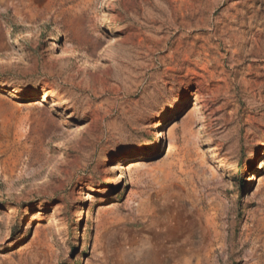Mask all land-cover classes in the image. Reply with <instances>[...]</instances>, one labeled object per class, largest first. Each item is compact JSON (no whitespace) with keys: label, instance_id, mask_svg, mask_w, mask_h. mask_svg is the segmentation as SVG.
<instances>
[{"label":"rangeland","instance_id":"obj_1","mask_svg":"<svg viewBox=\"0 0 264 264\" xmlns=\"http://www.w3.org/2000/svg\"><path fill=\"white\" fill-rule=\"evenodd\" d=\"M5 1L0 264H264V0Z\"/></svg>","mask_w":264,"mask_h":264},{"label":"bare ground","instance_id":"obj_2","mask_svg":"<svg viewBox=\"0 0 264 264\" xmlns=\"http://www.w3.org/2000/svg\"><path fill=\"white\" fill-rule=\"evenodd\" d=\"M4 7L10 8L9 1H5L3 3L0 2V11ZM13 9L19 17L23 18V20L25 22H27L29 20V18L26 17L25 13H23V10L20 8V5L15 4V6H13ZM86 23H87V20L84 16H79L76 18V26H75L76 36L78 38V41L81 44H84V45L87 44L88 45L91 43L94 45L95 50L97 51L103 47L105 42L103 40L97 38L96 36L91 35L87 30V24ZM52 43L55 46L59 45L62 48V51H63L65 56L78 58L76 53L73 50H71V45H69L67 41L62 43L59 40H57L56 37H53ZM7 46H8V41L6 40V34L4 32V26H3V23L0 21V50H4V49H7V51H8V49L10 50L11 47L8 48ZM10 92H12V91L10 90ZM13 92H14V90H13ZM45 101H46V96H44L41 99L40 104H43ZM56 110H57V106L52 105L50 111L49 110H47V111L41 110V112H39V113H26L25 119L22 121V125L24 126L25 124H27L28 118L34 120L35 123H36V121H38V123H40V125L42 127V131H43L40 136H41L42 141L45 142L46 139L52 133L53 129H55L56 123H55V120L53 119V117L50 115L51 114L50 112H54ZM188 116H190V115L187 114V117ZM187 117H185V118H187ZM191 118H192V116H190V119H187L184 121L183 128H184V132L186 133L187 137L191 138V141L193 142V144H195L196 143L195 142L196 136H195L194 132H192V119ZM176 125H178V124H175L171 128V130L169 131V135L173 132ZM129 158H131V157H129ZM212 159H216V156L213 153H212ZM219 164H221L220 166H221V168H223L224 163L219 162ZM226 168H228V167H226Z\"/></svg>","mask_w":264,"mask_h":264},{"label":"water","instance_id":"obj_3","mask_svg":"<svg viewBox=\"0 0 264 264\" xmlns=\"http://www.w3.org/2000/svg\"><path fill=\"white\" fill-rule=\"evenodd\" d=\"M6 40H7V38H6ZM61 42L63 43V39H61ZM41 110H46L47 111V110H49V108L47 106H45L44 104L38 103L35 106L34 105H31V106L24 105L18 111L21 112V113L26 114V113H39V112H41ZM50 113H51L50 115L55 120V123L57 124L56 125L57 126L56 127V129H57L56 131H59V130L63 129V127L58 125L59 121H60L59 117H57L53 112H50Z\"/></svg>","mask_w":264,"mask_h":264}]
</instances>
